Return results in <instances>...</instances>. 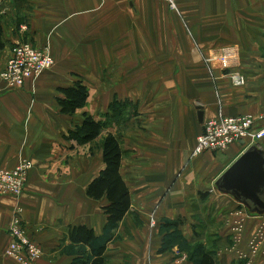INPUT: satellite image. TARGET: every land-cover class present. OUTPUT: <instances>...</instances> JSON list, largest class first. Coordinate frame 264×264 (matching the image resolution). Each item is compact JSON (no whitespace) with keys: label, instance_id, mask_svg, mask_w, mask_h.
<instances>
[{"label":"crops","instance_id":"obj_1","mask_svg":"<svg viewBox=\"0 0 264 264\" xmlns=\"http://www.w3.org/2000/svg\"><path fill=\"white\" fill-rule=\"evenodd\" d=\"M9 1L19 5L0 13V71L21 41L47 47L53 65L19 88L0 79V168L32 163L21 195L0 197V264H19L4 255L17 207L26 234L43 250L30 264H84L90 248L68 234L83 225L97 242L105 236L106 199L86 189L105 166L106 133L122 149L130 208L109 230L102 264H194L201 251L215 264H245L239 252H247L264 213L248 211L215 181L250 141L190 154L219 110L264 127V0H174L175 9L165 0L0 4ZM77 81L86 102L72 115L61 113L62 89ZM84 114L105 127L79 144L67 136ZM256 144L264 150V137ZM241 206L250 214L235 242ZM253 258L249 264H264V250Z\"/></svg>","mask_w":264,"mask_h":264},{"label":"built area","instance_id":"obj_2","mask_svg":"<svg viewBox=\"0 0 264 264\" xmlns=\"http://www.w3.org/2000/svg\"><path fill=\"white\" fill-rule=\"evenodd\" d=\"M171 8L175 9L174 0H165ZM53 65V58L47 47L38 48L26 41L15 42L10 56L0 71V79L9 88L22 87L26 80L33 79ZM234 84L240 85L242 77L232 75ZM264 117V113L261 117ZM264 137V127H257L255 119L249 115H226L220 110L217 114L203 123V130L196 137L195 145L190 156L194 157L205 151L223 152L232 143L248 139L256 144ZM32 167L31 161H21L12 169L0 168V197H19L25 187L27 175ZM155 210L150 213V225H156ZM249 212L244 206L235 211L233 240L240 238V233ZM10 241L4 249V255L19 264H30L43 255L41 247L31 239L22 227L21 209L17 207L11 222L8 225ZM247 252H239V259H245L249 264L253 257L264 250V223L248 240Z\"/></svg>","mask_w":264,"mask_h":264},{"label":"trees","instance_id":"obj_3","mask_svg":"<svg viewBox=\"0 0 264 264\" xmlns=\"http://www.w3.org/2000/svg\"><path fill=\"white\" fill-rule=\"evenodd\" d=\"M62 93L63 97L58 99L60 112L68 115L83 107L88 96L86 87L80 81L63 88ZM104 127L100 120L84 114L83 119L74 126L67 138L74 139L79 144L91 142L100 136ZM101 146L105 166L88 184L86 194L94 199H106V204L102 207L107 219L105 236L101 242H97L98 238L93 230L83 225L72 227L68 234L72 242L83 243L90 248V254L85 257L84 264H102L106 242L111 239L109 230L124 218L130 208V192L120 174L122 149L119 140L113 134L106 133L101 139ZM194 264H215V261L209 253L201 251Z\"/></svg>","mask_w":264,"mask_h":264},{"label":"water","instance_id":"obj_4","mask_svg":"<svg viewBox=\"0 0 264 264\" xmlns=\"http://www.w3.org/2000/svg\"><path fill=\"white\" fill-rule=\"evenodd\" d=\"M215 186L220 192L234 197L248 211L263 214L264 150L257 144L246 147L217 178Z\"/></svg>","mask_w":264,"mask_h":264},{"label":"rangeland","instance_id":"obj_5","mask_svg":"<svg viewBox=\"0 0 264 264\" xmlns=\"http://www.w3.org/2000/svg\"><path fill=\"white\" fill-rule=\"evenodd\" d=\"M10 5H19V3H17V1H15V2L9 1V2H5V3L1 2L0 13H2V11H4V8H8Z\"/></svg>","mask_w":264,"mask_h":264}]
</instances>
